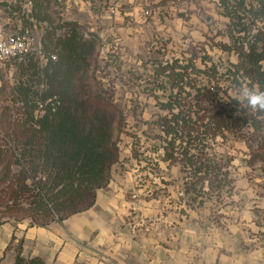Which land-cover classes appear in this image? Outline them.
Wrapping results in <instances>:
<instances>
[{"label":"trees","instance_id":"obj_1","mask_svg":"<svg viewBox=\"0 0 264 264\" xmlns=\"http://www.w3.org/2000/svg\"><path fill=\"white\" fill-rule=\"evenodd\" d=\"M90 1L95 4L97 0ZM47 2L48 0H34L32 17L35 20L44 18L38 9L41 10V6ZM216 10L224 20L222 23L225 28L222 34L216 32L211 35L210 32L208 36L217 42L212 44L205 34L204 40H191L189 47H222L223 51L236 56V60L230 64L228 79L232 76L234 83L240 86L256 87L264 91V0H217ZM13 11L19 12L20 8L14 7ZM146 12L150 15L149 11ZM10 15L13 16V13ZM23 22L28 20L24 18ZM79 25L72 18L59 25L56 30L58 42L62 40L59 33H66L69 27L70 37L67 41L70 44L71 41L78 43L81 34L76 28H79ZM93 35L100 38L97 33ZM219 36L221 40L218 39ZM106 38H109L104 46L107 50L102 51L101 58L106 60L105 63L112 64L109 58L113 54L115 64L121 71L116 78V84L123 85L126 69H132L135 66L133 63L138 64L141 57L138 52H133L130 46L116 42L114 35H108ZM69 46L67 45L66 49H69L71 55L72 51L78 53L76 61L68 68L65 65L64 70V64H59L53 70L56 77L66 78L65 84L69 86V90L47 94L45 89L51 88V85L43 88L40 90L39 99L35 101L39 104L37 113L33 107L28 108L25 99L21 110L13 112L12 116L6 114L8 121L0 124V130L4 132V138H0V168L8 175L0 180L3 187L0 189V201L2 204H8L11 211H24L32 222L30 226L45 227L54 220L63 221L93 206L97 191L108 185L117 171V166L122 163L125 151L120 140L122 132L119 130L114 134L118 122L111 119L108 110L110 103L101 97L95 102H92V98L85 101L81 94L74 93L77 91L72 87L75 86L74 83H69L75 77L78 79L80 72L86 73L85 68L74 67L78 63L87 65L84 62L86 51L91 49L84 45ZM170 49L166 42L156 39L153 47H147L144 52ZM53 56L56 60L52 59ZM29 58H35L42 67L39 68L46 70L56 63L58 55L47 52L42 41H39L37 49ZM193 61L196 62L197 57H194ZM175 64L174 60L165 59L160 62L152 61L151 65L161 81L168 79L170 87H173L174 75L185 73L183 79H176L179 85H183L179 88L182 90V87L184 89L190 86V82H185L184 79L190 81L192 78H189L190 73L184 71L188 70V66L180 67V71H176ZM204 72L199 70V73ZM208 79L215 80L212 76ZM61 82L63 83V80ZM54 89L59 88L54 86ZM215 89L214 86L209 87L211 91ZM219 92L217 89L212 94L218 98ZM37 93L38 90L33 91L31 96L37 97ZM182 93L184 92L180 91L179 95L169 96L164 114L157 120L158 125L152 128L154 133L148 137V141L140 139L143 130H140L141 133L130 132L133 140L126 148L131 146L132 156L136 158L147 156L149 150L157 152L162 149L161 156L164 159L182 163L192 178V188L200 185L202 189L220 190L228 185L230 178L228 172H220L221 165L217 158L218 140L232 125L244 123L253 127L256 134L264 133V124L261 125L263 120H257L264 116V113H250L247 107L224 109L223 106L219 111H215L208 108V105L201 104L205 98H195L196 102L190 104L192 99ZM221 94L240 106L237 98L227 95V89L221 91ZM93 104L96 105L95 108L91 106ZM235 112L243 116L235 115ZM261 139H264V134ZM257 151L264 154V142L259 144ZM8 181L10 183L6 184ZM24 246L25 239L21 238L15 247L14 264H45L41 257H26L23 253Z\"/></svg>","mask_w":264,"mask_h":264},{"label":"crops","instance_id":"obj_2","mask_svg":"<svg viewBox=\"0 0 264 264\" xmlns=\"http://www.w3.org/2000/svg\"><path fill=\"white\" fill-rule=\"evenodd\" d=\"M58 1L87 5L100 38L114 35L138 53L156 39L169 48L204 40L205 20L217 14L216 0H119L114 13L108 0ZM131 149L89 209L45 227L26 224L27 256L45 264H264V207L228 186L192 188L182 163L162 149L138 158Z\"/></svg>","mask_w":264,"mask_h":264},{"label":"rangeland","instance_id":"obj_3","mask_svg":"<svg viewBox=\"0 0 264 264\" xmlns=\"http://www.w3.org/2000/svg\"><path fill=\"white\" fill-rule=\"evenodd\" d=\"M230 1L232 2L233 0ZM60 2L64 1L48 0L47 4L41 6V10L38 9L44 18H39L37 19L38 21L35 20L37 23H41V26L39 25V28L35 31L38 35V40L42 41L47 52H53L58 55L56 63L52 64L46 70H41L40 63L38 64L35 58H29L28 56L23 61H12L5 66H0V124L1 122L8 121L7 115L12 116L13 112L16 113L17 110H21L25 104V99L27 100L28 108L33 107L37 113L39 104L37 105L35 101L39 99L40 90L43 88H48L51 85V88L45 89L47 90V94L69 90V86L65 84L66 78L56 77L55 72H53L59 64H64L62 68L64 70L65 65L68 68L69 65L71 66L76 61L78 53L76 54L72 51L73 54L71 55L69 49H66L67 45H70L69 47L84 45L91 49L86 51V60L84 62L87 65H80L78 63L74 67L75 69L85 68L86 73L80 72L78 79L75 77L69 83H74L75 86L72 87L75 90L77 89L74 93L81 94V97L85 101L92 98V102H95L96 99L98 100L101 97L110 103L108 110L111 119L118 122L114 134L119 130L122 132L120 140L125 151L127 150L126 147L133 140L130 132L141 133L140 130H143L140 139L144 142L148 141V137L154 133L152 132V128L158 125L157 120H160L164 114V108H166V103L169 102L168 99L171 94L179 95L180 91H183V96L192 99L190 104L196 102L195 98H205L201 104L203 106L208 105V108L215 111H219L221 106L224 109L246 107L242 104L240 106L237 105L230 98H227L226 95L223 94L222 96L221 94V91L227 89V95H230L232 98H237L238 90L242 87L234 83L232 76L230 80L228 79L230 64L236 60V56H232L228 52L223 51L222 47L216 46L214 48L212 45L208 49H196L194 47L191 49L189 47L191 44L190 40L183 43L175 42L168 51H155L150 53L144 52L146 49L140 51L138 54L141 58L138 64L133 63L135 66L132 69H126V74H123L125 84H116V78L121 71L115 64L113 54L109 58L112 64L105 63L106 60L103 57L101 58L102 51L107 50L104 49V46L109 41V38H99L93 35L97 32L96 29L93 31L94 26H96V20L87 15L85 9L87 5L74 4L72 5L73 8L65 5L63 9V5L61 6ZM210 7L209 5H205V8ZM60 8L65 13L60 12ZM67 16L80 24L79 28H76L81 34L78 43L71 41L70 44L67 41L70 37L69 27L66 33H59L62 36V40L60 39L61 41H59L61 43L58 42L57 27L67 21ZM211 17L210 22H206L207 20H205L204 31L206 39H210V42L215 44L217 42L216 39L208 35L210 32H212L211 35H215L216 32H221L222 34L225 25H223V19L219 14H214ZM204 19H206L205 15ZM24 25L30 26L31 24L25 22ZM220 38L221 36L218 37L219 40H221ZM143 45L145 44H140L137 47L140 50H142L141 47H148L147 45ZM194 57H197L196 62L193 61ZM165 59L175 61L176 71H180V67H189H187L188 70L184 71L190 73L191 77L189 78H192V80L187 81V79H184V81L190 82V86L184 87V89L182 87V90L179 89L183 85H179L176 79H183L185 73L173 76V87H170L167 78L161 81L157 77V73L154 71L153 65H151L152 61L160 62ZM178 61L180 62L177 63ZM35 62L37 65L33 64L30 66V64ZM199 70L205 72L199 73ZM186 76L188 75L186 74ZM209 76L214 77L215 80L208 79ZM60 80H63V83ZM54 86L59 89L55 90ZM210 86H214L216 88L215 91L209 90ZM217 89L220 91L218 96L221 99L212 94ZM37 90L38 96H31V92L33 93V91ZM47 102L48 100L44 103V106ZM207 102L210 103L208 104ZM91 106L93 108L96 107L95 104ZM234 114L243 116L239 112H235ZM261 119L263 120L261 125H263L264 116L257 120ZM248 125V123L232 125V127L224 131L218 140L219 146L218 149L216 148L217 158L221 165L220 172H228L229 176H232L229 177L230 180L227 186L229 190H235L236 198H239V200H242V196L245 199L250 198L252 204L255 203L262 208L264 207V154L258 153L257 149L259 144L264 142V139H261L264 133L257 132L256 134L253 127ZM0 138H4V132L1 130ZM12 174L13 172L10 173V175ZM7 176L6 171L0 168V180ZM9 183L8 181L6 184ZM1 188L3 187L0 185ZM7 205L2 204V201H0V264H12V261L15 260V247L19 244V240L24 238L21 235V231L26 224L32 223L24 211H11ZM23 253L26 257H30L27 256L25 250Z\"/></svg>","mask_w":264,"mask_h":264},{"label":"built area","instance_id":"obj_4","mask_svg":"<svg viewBox=\"0 0 264 264\" xmlns=\"http://www.w3.org/2000/svg\"><path fill=\"white\" fill-rule=\"evenodd\" d=\"M118 3L119 0H108L111 13L116 11ZM17 6L20 11L14 12L13 8ZM33 6L34 0H0V66L23 61L37 49L39 40L35 31L41 23L32 17ZM9 10L13 11V16L8 14ZM24 18L30 26L24 25Z\"/></svg>","mask_w":264,"mask_h":264},{"label":"clouds","instance_id":"obj_5","mask_svg":"<svg viewBox=\"0 0 264 264\" xmlns=\"http://www.w3.org/2000/svg\"><path fill=\"white\" fill-rule=\"evenodd\" d=\"M237 100L246 106L250 113H264V91L256 87L242 86L238 90Z\"/></svg>","mask_w":264,"mask_h":264}]
</instances>
